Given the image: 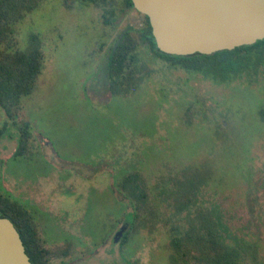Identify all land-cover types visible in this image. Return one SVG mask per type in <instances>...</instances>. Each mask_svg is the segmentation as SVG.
I'll use <instances>...</instances> for the list:
<instances>
[{"label":"rangeland","instance_id":"rangeland-1","mask_svg":"<svg viewBox=\"0 0 264 264\" xmlns=\"http://www.w3.org/2000/svg\"><path fill=\"white\" fill-rule=\"evenodd\" d=\"M100 12L43 0L15 25L22 50L39 35L44 64L14 123L0 108V128L11 133L0 139V192L32 214L52 264H169L172 227L202 213L238 248L239 264H264L263 90L172 69L142 45L151 76L110 94L109 49L143 18L116 8L105 25ZM24 121L28 144L15 156ZM133 170L148 200L131 227L115 184ZM186 200L188 209L176 204ZM124 223L131 231L119 245Z\"/></svg>","mask_w":264,"mask_h":264},{"label":"trees","instance_id":"trees-1","mask_svg":"<svg viewBox=\"0 0 264 264\" xmlns=\"http://www.w3.org/2000/svg\"><path fill=\"white\" fill-rule=\"evenodd\" d=\"M42 1L0 0V108L11 123L19 116L23 99L30 97L36 90L44 64L39 35L31 34L28 46L22 50L18 46L14 27L27 14L38 8ZM62 1L67 7L76 2L99 7L101 21L105 25L114 22L116 8L122 11L132 8L142 16L143 23L138 27H125L109 49L103 75L107 79L110 94L132 92L145 77L151 76L149 70L143 69L140 60L139 51L142 45L152 56L163 59L172 69L199 74L219 86L243 81L246 85L261 87L264 93V38L252 44L209 54H170L157 48L148 17L135 9L132 0ZM258 115L264 122V104L258 109ZM17 127L18 139L14 155L21 156L28 144L29 124L24 121ZM6 133L11 134L7 126L0 128V139ZM115 186L121 194V202L126 206V221L132 227L134 219L148 200L145 180L138 171L133 170L124 173ZM180 203L187 209L190 207L187 200L178 201L176 204ZM0 216L7 217L15 226L31 264H52L48 250L37 234L33 216L25 205L0 192ZM130 231L123 232L115 242L124 245ZM169 244V264H239L241 260L238 248L231 245L219 225L205 213L195 218L187 215L178 221L172 227Z\"/></svg>","mask_w":264,"mask_h":264},{"label":"water","instance_id":"water-1","mask_svg":"<svg viewBox=\"0 0 264 264\" xmlns=\"http://www.w3.org/2000/svg\"><path fill=\"white\" fill-rule=\"evenodd\" d=\"M165 53L209 54L264 38V0H132ZM127 223L118 229V240ZM0 264H31L13 223L0 216Z\"/></svg>","mask_w":264,"mask_h":264}]
</instances>
